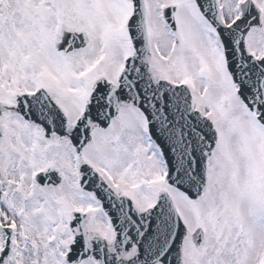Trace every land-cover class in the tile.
Listing matches in <instances>:
<instances>
[{
  "label": "snow or ice",
  "instance_id": "obj_1",
  "mask_svg": "<svg viewBox=\"0 0 264 264\" xmlns=\"http://www.w3.org/2000/svg\"><path fill=\"white\" fill-rule=\"evenodd\" d=\"M0 264H264V0H0Z\"/></svg>",
  "mask_w": 264,
  "mask_h": 264
}]
</instances>
